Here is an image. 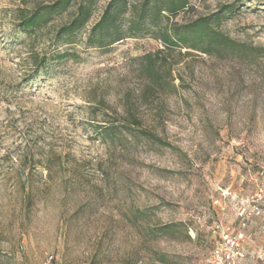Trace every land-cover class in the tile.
I'll return each mask as SVG.
<instances>
[{
    "label": "rangeland",
    "instance_id": "374dc122",
    "mask_svg": "<svg viewBox=\"0 0 264 264\" xmlns=\"http://www.w3.org/2000/svg\"><path fill=\"white\" fill-rule=\"evenodd\" d=\"M54 1L0 0V264H210L264 168V0H123L114 43L110 0L69 43L78 0L20 29ZM203 17L236 44L176 41Z\"/></svg>",
    "mask_w": 264,
    "mask_h": 264
},
{
    "label": "trees",
    "instance_id": "16d2710c",
    "mask_svg": "<svg viewBox=\"0 0 264 264\" xmlns=\"http://www.w3.org/2000/svg\"><path fill=\"white\" fill-rule=\"evenodd\" d=\"M73 1L74 0H56L53 3L32 10L29 14H23L19 22L20 29L23 32L38 31L43 26H46L56 13L67 10ZM95 1L96 0L77 1L75 14H73L69 22L62 25L57 32V40L59 43H69L71 37L86 25L92 15V6ZM165 1L166 6L164 10L168 13L175 14L185 7L184 0ZM124 7L125 4L123 0H110L101 19L94 25L93 31L99 32L102 36L112 35L113 37L109 43L120 41L123 36L118 34V21L122 16L125 9ZM215 17L217 20L221 19L219 14H216ZM211 23V18L203 17L199 19L196 23L192 24L189 29L185 30L183 34H180L176 41L187 43L192 39L194 41L192 47H201L205 52L212 50L214 45L221 43L227 45L236 44L231 38L216 32L212 28ZM164 40L166 43H173L172 36L169 33L165 34Z\"/></svg>",
    "mask_w": 264,
    "mask_h": 264
},
{
    "label": "built area",
    "instance_id": "2783aa9c",
    "mask_svg": "<svg viewBox=\"0 0 264 264\" xmlns=\"http://www.w3.org/2000/svg\"><path fill=\"white\" fill-rule=\"evenodd\" d=\"M264 216V168H260L255 178L254 192L241 204L238 210V227L218 223L213 228L215 242L210 264H237L246 258L244 245L252 241L254 234L250 227L253 221ZM264 264V248L255 257Z\"/></svg>",
    "mask_w": 264,
    "mask_h": 264
}]
</instances>
